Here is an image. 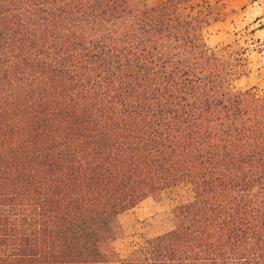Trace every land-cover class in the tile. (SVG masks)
I'll use <instances>...</instances> for the list:
<instances>
[{
	"label": "trees",
	"instance_id": "trees-1",
	"mask_svg": "<svg viewBox=\"0 0 264 264\" xmlns=\"http://www.w3.org/2000/svg\"><path fill=\"white\" fill-rule=\"evenodd\" d=\"M196 0H0V264H101L119 216L188 183L123 264H264V93Z\"/></svg>",
	"mask_w": 264,
	"mask_h": 264
},
{
	"label": "rangeland",
	"instance_id": "rangeland-1",
	"mask_svg": "<svg viewBox=\"0 0 264 264\" xmlns=\"http://www.w3.org/2000/svg\"><path fill=\"white\" fill-rule=\"evenodd\" d=\"M154 6L165 0H136ZM257 0H196L195 11L210 13L204 36L211 51L241 60L246 74L234 84L237 91L255 89L264 93V8ZM193 187L182 183L165 190L158 200L149 198L119 216L121 234L113 244V255L101 264H123L149 240L175 227V208L194 201Z\"/></svg>",
	"mask_w": 264,
	"mask_h": 264
},
{
	"label": "crops",
	"instance_id": "crops-1",
	"mask_svg": "<svg viewBox=\"0 0 264 264\" xmlns=\"http://www.w3.org/2000/svg\"><path fill=\"white\" fill-rule=\"evenodd\" d=\"M257 6L258 8L262 9L264 8V0H257L253 3V7Z\"/></svg>",
	"mask_w": 264,
	"mask_h": 264
}]
</instances>
